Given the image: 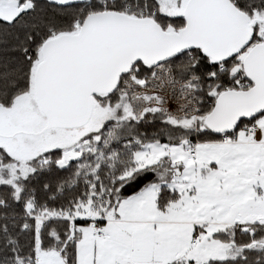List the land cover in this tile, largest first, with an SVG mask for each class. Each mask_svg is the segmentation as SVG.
Wrapping results in <instances>:
<instances>
[{
  "label": "snow or ice",
  "instance_id": "1",
  "mask_svg": "<svg viewBox=\"0 0 264 264\" xmlns=\"http://www.w3.org/2000/svg\"><path fill=\"white\" fill-rule=\"evenodd\" d=\"M0 264H264V0H0Z\"/></svg>",
  "mask_w": 264,
  "mask_h": 264
},
{
  "label": "trees",
  "instance_id": "2",
  "mask_svg": "<svg viewBox=\"0 0 264 264\" xmlns=\"http://www.w3.org/2000/svg\"><path fill=\"white\" fill-rule=\"evenodd\" d=\"M159 127V124L157 123L155 127L149 126L146 129H141L142 131H147L148 133H152L156 131V129ZM70 175V170H53L50 173H46L40 177H38L36 180L33 181V186L39 188L44 183H49L53 187L62 179L68 177ZM133 189H129L128 191L131 192ZM16 210L19 212L21 211L20 206H16Z\"/></svg>",
  "mask_w": 264,
  "mask_h": 264
},
{
  "label": "rangeland",
  "instance_id": "3",
  "mask_svg": "<svg viewBox=\"0 0 264 264\" xmlns=\"http://www.w3.org/2000/svg\"><path fill=\"white\" fill-rule=\"evenodd\" d=\"M173 106H174V102H172Z\"/></svg>",
  "mask_w": 264,
  "mask_h": 264
}]
</instances>
